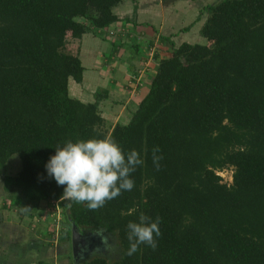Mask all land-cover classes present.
Masks as SVG:
<instances>
[{"label": "trees", "instance_id": "trees-1", "mask_svg": "<svg viewBox=\"0 0 264 264\" xmlns=\"http://www.w3.org/2000/svg\"><path fill=\"white\" fill-rule=\"evenodd\" d=\"M122 1L0 0L4 184L18 188L28 207L61 202V238L72 241L74 226L116 237L117 258L95 255L73 264H264V0L207 6L200 34L208 42L171 43L172 54L158 62L129 122L112 126L98 99L71 96L69 80L81 83L84 67L68 38L109 29ZM104 138L143 160L130 176L133 189L98 210L62 201L64 186L45 167L55 148ZM156 146L163 157L158 171ZM13 155L22 167L7 172ZM227 169L231 183L219 173ZM141 213L160 218L161 236L155 250L141 244L128 256L127 224Z\"/></svg>", "mask_w": 264, "mask_h": 264}, {"label": "crops", "instance_id": "crops-1", "mask_svg": "<svg viewBox=\"0 0 264 264\" xmlns=\"http://www.w3.org/2000/svg\"><path fill=\"white\" fill-rule=\"evenodd\" d=\"M218 1L123 0L113 9L118 17V21L109 26L115 31L113 38L99 37L100 29L68 38L69 50L79 55L84 67L81 83L69 80L71 96L83 102H95L97 93H103L99 99L102 114L120 107L127 110L126 118H131L149 91L158 62L172 54L171 43L175 47L184 42L202 43L200 31L208 17L204 9ZM104 118L112 126L122 123L121 118L115 125L106 115ZM7 188L5 193L10 194L9 197L21 200L14 204L15 200L6 198L8 205L0 201V264H37L48 258L52 249L49 245L45 248L44 231L38 230L45 213L41 206L48 202H39L37 211L30 214L32 206L22 201L20 190L3 183V189ZM15 205H18L16 210ZM32 216L38 219L33 231L30 230L31 219L27 221ZM52 245H55L53 240Z\"/></svg>", "mask_w": 264, "mask_h": 264}, {"label": "clouds", "instance_id": "clouds-1", "mask_svg": "<svg viewBox=\"0 0 264 264\" xmlns=\"http://www.w3.org/2000/svg\"><path fill=\"white\" fill-rule=\"evenodd\" d=\"M55 149L45 167L48 176L64 186L60 199L85 203L89 210H98L122 191H131L134 181L130 176L143 164L137 151L125 154L111 138L68 141ZM159 153V147H154L152 158L157 171L163 159ZM159 222V217L152 220L141 213L139 222L127 224L128 256L136 253L141 244L156 249V237L161 236ZM103 242L107 243L106 239ZM111 251L116 249L113 247Z\"/></svg>", "mask_w": 264, "mask_h": 264}, {"label": "rangeland", "instance_id": "rangeland-1", "mask_svg": "<svg viewBox=\"0 0 264 264\" xmlns=\"http://www.w3.org/2000/svg\"><path fill=\"white\" fill-rule=\"evenodd\" d=\"M90 32V31H88ZM99 37L100 35L102 37H105L106 35L110 37V34H107L105 32L100 31L98 33ZM204 38V37H203ZM203 38H199V41H201L202 43H207L208 41L205 39L203 40ZM100 94L102 96H104L103 93H97ZM96 99H100L102 97H99V95H96ZM101 100H99L100 102ZM101 114H102V110L99 109ZM124 111V112H123ZM112 114V115H111ZM104 115H106V118L109 119L110 122H113V124L115 125L116 121H119V119L121 120L122 123H127L130 118H126V116H128V112L125 109H122L120 107H115L114 109H111L110 111H105L104 114H102V116L104 117ZM122 117H124L125 119H123ZM12 160L11 163L9 164V167L7 168V172H13V171H19L22 167V162L21 159L18 155H13L12 156ZM15 163H18V167L16 166ZM18 168V169H17ZM1 170V169H0ZM4 173L0 172V201L1 204L4 205H8V202L6 203V198H8L9 200H11L12 202L15 200L14 204H19L16 202V200H21L20 197H9V195L7 193H5V191L8 190L7 189H3V181L2 180V176ZM220 175L223 177L225 182L231 183L233 180V169H227L224 170L222 172H220ZM21 192V191H20ZM6 194V195H5ZM17 194V193H16ZM19 194V193H18ZM3 200V201H2ZM49 203V204H48ZM44 202L43 205L41 207H43L45 210L44 215L42 216V219H40L39 221V227L38 230L40 231H44V241L46 239V243H45V248H48L49 245L52 249H51V254L48 258H46V262H48V264H73L75 262L74 256H73V248H72V241H69L68 238H61L62 235V230L64 228H66V211L65 209L62 207L61 202ZM18 208V205L14 206V209L16 210ZM32 208V210H31ZM29 208L30 210V214L31 213H35L37 211V207L36 205H32V207ZM16 212V211H13ZM12 213V211H11ZM31 219V220H30ZM23 221H26L25 218L22 217ZM31 221V227L30 230L33 231L34 229H36V221L38 219H35L33 216L31 218H29L27 221ZM29 230V232H30ZM52 235V236H50ZM85 235L88 236H93L94 239V246H92V248L90 250H88L86 252V254L83 256V258H90L92 256L95 255H103L107 258L110 259H115L120 255V246L118 244V241L116 239L115 236L109 235V234H101V232L99 233H86ZM48 239V240H47ZM107 241V243H104L103 241ZM52 240L55 242V245H52ZM48 242V243H47ZM115 248L116 251L113 252L111 251V248ZM70 255V259L68 260V256ZM43 258V257H41ZM44 259V258H43ZM74 259V261H73ZM68 260V261H67ZM38 264V263H37Z\"/></svg>", "mask_w": 264, "mask_h": 264}, {"label": "water", "instance_id": "water-1", "mask_svg": "<svg viewBox=\"0 0 264 264\" xmlns=\"http://www.w3.org/2000/svg\"><path fill=\"white\" fill-rule=\"evenodd\" d=\"M92 246H94L93 236L91 237L80 233L76 226H74L72 234V248L74 258H77L78 260L84 256L86 252L92 248Z\"/></svg>", "mask_w": 264, "mask_h": 264}, {"label": "built area", "instance_id": "built-area-1", "mask_svg": "<svg viewBox=\"0 0 264 264\" xmlns=\"http://www.w3.org/2000/svg\"><path fill=\"white\" fill-rule=\"evenodd\" d=\"M101 31V30H100ZM102 32H105L107 34H110V37L109 36H105V37H108V38H113L115 36V31L111 30V29H103ZM220 173V172H219Z\"/></svg>", "mask_w": 264, "mask_h": 264}, {"label": "flooded vegetation", "instance_id": "flooded-vegetation-1", "mask_svg": "<svg viewBox=\"0 0 264 264\" xmlns=\"http://www.w3.org/2000/svg\"><path fill=\"white\" fill-rule=\"evenodd\" d=\"M81 258L83 259V256ZM81 258H79L78 260H77V258H74L75 262L79 261Z\"/></svg>", "mask_w": 264, "mask_h": 264}]
</instances>
